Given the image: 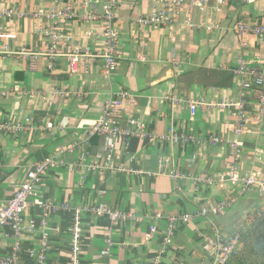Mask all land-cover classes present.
<instances>
[{"label": "crops", "instance_id": "obj_1", "mask_svg": "<svg viewBox=\"0 0 264 264\" xmlns=\"http://www.w3.org/2000/svg\"><path fill=\"white\" fill-rule=\"evenodd\" d=\"M103 2L98 4L99 11ZM213 6L211 0L204 15L183 9L178 26L168 31L144 29L136 23L138 17L152 12L150 0L121 1L114 20L119 34L118 64L108 78L103 76L100 61L87 71L79 67L72 73L64 57L0 58V90L7 93L0 98V124L24 126L19 132L0 131V203L13 196L33 164L61 148L60 162L44 174L36 198L70 208L103 205L140 219L112 225L108 216L83 212L79 264H151L156 258L160 264H211L212 257L204 248L206 237L217 229L229 239L264 212V195L250 192L225 212L179 225L172 243L163 245L170 216L216 206L235 193L228 186L193 182L197 177L217 178L230 163L233 111L209 105L243 98L247 114H256L255 100L250 93L241 94L234 69L244 62L264 73V37L239 35L235 26L239 22L264 24V0L247 4L230 0L218 10ZM58 7L57 0H0V11L32 13ZM209 23L215 26L211 31L204 29ZM46 25L42 19L0 17V42L12 52L44 53L48 40L39 28ZM57 27L64 35L61 51L74 46L94 51L104 48L99 22L75 18L58 22ZM120 91L135 98L134 104L124 105L121 124L134 118L145 125L151 138H87L104 103ZM167 98L183 102L175 104ZM189 101L195 102V108H190ZM169 131L219 137L224 143L173 145L159 139ZM242 140L240 170L254 171L264 182V114L249 126ZM109 144L114 146L113 154L106 163L104 151ZM119 168L126 171L119 172ZM173 173L178 177L169 176ZM72 220L71 210L29 205L23 224L32 231L18 238L20 264H39L37 256L44 240L43 264H69ZM150 228L154 233L146 238ZM14 242L11 228H2L0 257L10 255ZM107 248L109 256H102Z\"/></svg>", "mask_w": 264, "mask_h": 264}, {"label": "built area", "instance_id": "obj_2", "mask_svg": "<svg viewBox=\"0 0 264 264\" xmlns=\"http://www.w3.org/2000/svg\"><path fill=\"white\" fill-rule=\"evenodd\" d=\"M124 0H104L101 10H98L100 0H57L58 8L37 9L32 13H22L16 10L0 11V17L8 18H31L42 19L47 25L39 28V32L47 37L48 49L44 53L30 52L21 50L12 52L9 48L0 42V58L5 55H22L36 59L40 56L54 59L56 57H64L68 63L69 70L72 73L77 72L79 67L87 71L94 62L100 61L103 66V76L108 78L115 70L119 58V42L118 30L114 25L115 14L119 3ZM153 4L152 12L147 16H140L136 19V23L144 28H163L168 31H173L179 24V15L181 11L187 8L191 14H206L209 9L211 0H150ZM214 9L218 10L226 6L230 0H213ZM240 3H250L252 0H232ZM78 8L79 12H77ZM79 18L84 22H99L101 26V37L104 40V48L102 51H94L89 48H79L74 46L69 51H61L64 35L58 29V22L70 21ZM189 27H194L192 23H188ZM215 26L211 23L205 25L204 29L211 31ZM235 30L239 35L253 34L256 37H264V24L258 22L244 23L239 22L235 26ZM1 35V28H0ZM141 61L143 57L139 58ZM234 74L240 81V92L250 93L256 103V114L252 117L245 110V101L243 98H238L235 102H218L214 105H209L221 110H232L235 118L233 128V138L229 143L230 146V163L228 169L220 174L217 178L197 177L193 179L194 184L209 185V186H228L235 190L234 196L228 200L221 202L213 207H202L193 214H180L170 216L167 220V226L164 231L163 245L168 246L172 243L173 234L179 225H189L200 217L216 216L222 212L229 210L237 201L250 192H255L259 195H264V182L259 175L254 171L243 173L240 170V160L243 150L242 136L247 132L250 125L254 122H259L264 114V73L247 67L244 62H240L234 69ZM6 92L0 90V98L6 96ZM53 94H57L53 92ZM167 101L179 104L182 99L167 98ZM185 102V101H184ZM135 103V98L132 94L126 91H120L115 97L108 99L103 106V111L98 120L90 127L87 138L95 135L103 136L110 141L116 138H127L130 136H138L141 138H151L147 133L145 125L134 118H129L126 125H122V110L125 104ZM190 108H195V102L189 101ZM24 129V126L19 123H2L0 124L1 132H19ZM161 141L169 142L173 145L177 144H209L220 145L224 141L219 137L198 138L186 134L169 131L167 134L160 136ZM113 144H109L104 151L105 162L111 160L113 154ZM63 153L61 148H58L55 153L43 160L33 164L24 174V178L18 185L13 196L5 203H0V230L4 227H9L13 231L14 244L11 248V253L7 257H0V264H20L18 255L20 252L18 238L23 232H31V226L23 224V213L29 205L36 206L42 209L50 210H71L73 213L72 224L69 228L72 236L70 247L69 264H79L80 262V240H81V225L80 217L83 212H89L97 216H108L112 225L118 222L139 221L132 214L112 211L103 205H97L87 208H70L66 204L53 205L41 201L35 197V190L38 187L44 174L53 166L59 164V156ZM2 164L0 163V169ZM117 171L125 172L119 168ZM130 173L139 174L141 172L129 171ZM175 178L178 174H169ZM181 177V176H179ZM154 233V229L150 228L146 238ZM108 247L110 240L107 241ZM46 240L41 243V249L37 256V262L43 264L46 256ZM240 246L239 235L235 234L229 239H224L219 230L215 229L211 236L204 239V248L212 257L211 264H225L232 253ZM102 256L108 257V248L101 252ZM151 264H160L156 258Z\"/></svg>", "mask_w": 264, "mask_h": 264}, {"label": "trees", "instance_id": "obj_3", "mask_svg": "<svg viewBox=\"0 0 264 264\" xmlns=\"http://www.w3.org/2000/svg\"><path fill=\"white\" fill-rule=\"evenodd\" d=\"M238 235L240 246L225 264H264V212L255 215Z\"/></svg>", "mask_w": 264, "mask_h": 264}]
</instances>
